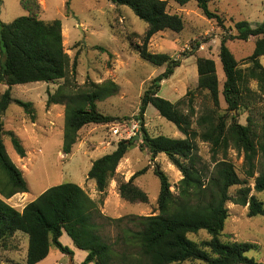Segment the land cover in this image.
<instances>
[{
  "label": "trees",
  "instance_id": "trees-1",
  "mask_svg": "<svg viewBox=\"0 0 264 264\" xmlns=\"http://www.w3.org/2000/svg\"><path fill=\"white\" fill-rule=\"evenodd\" d=\"M112 4L130 8L147 24L141 44L135 50L144 60L157 67L166 66L145 91L137 120L140 123L141 151H147L152 160L165 154L179 170L182 179L172 191L168 174L156 165L154 174L160 180L158 213L150 216H126L119 219L106 217L101 211L104 200H94L88 192L75 183H63L49 188L22 211L6 200L17 194L29 192L23 172L10 158L4 136L8 135L16 153L27 156L26 149L13 131H5L0 116V251L11 249L10 240L17 233L28 236L29 244L25 264H40L53 247L69 256L73 251L60 242L65 232L78 249L88 253L82 264H185L199 261L204 264H264L247 253L256 248L248 242H223L222 236L229 218V202L248 207V216H264V203L255 195L264 193V21L253 25L247 20L236 22V34L224 35L220 48L225 74L223 96L231 111L229 117L220 109V85L216 63L210 58H198V91L206 92L211 105L197 116L195 96L185 97L176 103L159 95L161 84L173 76L181 61L168 54L152 53L151 39L158 33H181L185 22L181 15L169 11L168 0H109ZM180 6L196 1L198 8L209 20H215L225 29V19L210 4L215 0H173ZM28 13L10 23L0 20V84L7 89L0 96V115L12 104L24 109L34 123L36 112L33 103L14 99L12 87L16 85L65 80L55 93L48 92L47 107L65 105L63 154L72 153L79 132L89 124H108L115 117L100 112L98 102L116 95L119 85L112 80L91 83L88 88L71 90L68 81L70 68L76 69L65 50L62 21L40 19L42 4L39 0H20ZM2 0H0V7ZM256 38L255 49L247 58L248 67H240L229 40L249 41ZM257 83V90L251 88ZM190 95V94H188ZM187 95V96H188ZM149 106L173 123L185 138L165 135L151 136L145 127V114ZM241 111L248 112L247 124L238 120ZM197 116L198 130L193 129ZM197 139L210 145L211 160L205 162L200 155ZM135 145L132 139L118 142L116 149L95 160L88 178L96 182L97 191L104 195L118 168ZM236 151L244 158L246 179L238 174L229 159ZM147 168L135 173L128 181H118L121 199L131 204H148L149 195L136 179ZM249 181H253L254 187ZM240 186L236 195L233 187ZM100 220L116 223L127 221L136 229L123 227L121 236L112 244L101 234ZM206 231L210 239L199 243L189 235Z\"/></svg>",
  "mask_w": 264,
  "mask_h": 264
},
{
  "label": "rangeland",
  "instance_id": "rangeland-1",
  "mask_svg": "<svg viewBox=\"0 0 264 264\" xmlns=\"http://www.w3.org/2000/svg\"><path fill=\"white\" fill-rule=\"evenodd\" d=\"M42 4L40 19L46 22L61 20L63 25V43L72 63L76 61V69L72 67L68 75L71 90L86 89L91 83H104L112 80L119 85L116 95L98 102L101 113L115 117L117 120L108 124H89L79 132V138L72 153L63 154L62 145L65 126V105L47 107L48 92L55 93L65 80L54 83L37 82L12 87L14 99L33 103L36 121L33 123L24 109L12 104L1 116L5 131H13L21 139L27 156L21 158L13 148L11 138L4 136L7 152L12 161L23 172L27 180L29 192L17 194L6 200L19 211L36 200L51 187L63 183H75L83 187L96 201L101 198L102 213L109 218L119 219L126 216H150L158 213V198L160 180L154 174V168L159 165L164 170L176 192V185L182 179L179 170L169 161L165 154L154 160L147 151L140 150L142 138L134 141L135 145L122 160L115 178L104 195L97 191L96 182L88 178L92 163L106 154L113 152L119 141L133 139L132 126L138 123L141 99L151 82L165 72L166 66L157 67L144 60L135 50L147 30V24L139 19L133 11L126 7H118L109 0H39ZM169 11L183 17L185 28L181 33L164 31L156 34L150 41L149 50L152 53L168 54L181 61L169 79L162 82L159 95L173 103L195 96L197 116L211 105L206 92L198 91V58H210L216 63L220 85V109L229 117L235 114L231 111L223 96L225 74L219 57L221 42L224 35L236 34L232 28L236 22L247 20L253 25L264 21V0H215L210 4L212 11H218L225 19V29L215 20L207 19L198 8L196 1L180 6L173 0H168ZM20 0H2L0 20L10 23L17 18L27 16ZM256 38L249 41L229 40L228 47L240 62V67H248L247 58L255 49ZM2 55L0 52V64ZM264 66V57L261 58ZM257 90V83L251 84ZM7 89L0 84V96ZM190 94V95H188ZM188 95V96H187ZM264 107V99L258 104ZM193 119V129L198 130L196 119ZM145 127L151 136L165 135L171 138H185L177 127L162 118L158 111L149 106L145 114ZM248 112L241 111L238 120L247 124ZM141 136V135H140ZM200 155L205 162L211 160L210 145L197 139ZM229 159L235 165L240 177L245 180L244 158L236 151L229 152ZM147 168L148 171L136 179V183L149 195L148 204H131L121 199L118 191V181L125 177L131 178L138 171ZM124 173L125 176L122 175ZM126 181V180H125ZM252 188L253 181H249ZM116 186H114V185ZM240 186L233 187L231 194L236 195ZM255 195L264 203V193ZM229 218L223 232V242H248L256 244V248L247 256L264 263V216L249 217L248 207H242L229 202ZM101 234L114 244L121 236L123 227L136 229L127 221L118 226L107 220H100ZM10 240L11 249L0 251V264H21L26 256L29 244L28 236ZM189 238L197 243L209 240L206 231L191 234ZM70 238L63 234L62 244L67 245ZM57 250V248L54 247ZM58 251V250H57ZM80 251V250H77ZM85 253L84 251H80ZM55 253V251L53 252ZM54 255V254H53ZM14 257V258H12ZM54 256H51L52 259ZM14 261L11 263V260ZM71 259L65 258L61 264H70ZM185 264H204L199 261Z\"/></svg>",
  "mask_w": 264,
  "mask_h": 264
},
{
  "label": "crops",
  "instance_id": "crops-1",
  "mask_svg": "<svg viewBox=\"0 0 264 264\" xmlns=\"http://www.w3.org/2000/svg\"><path fill=\"white\" fill-rule=\"evenodd\" d=\"M118 173H120V171H118ZM122 175L125 176L124 173H122ZM125 180L128 181L129 178L125 177ZM114 186H116V185H114ZM63 234H66V233L64 232ZM20 237H22V236L19 233H17L15 235L14 239L20 238ZM65 246H67L68 248H70L73 251V256H69L67 254H64L61 251H59L58 249H57L58 250L57 251L53 247L51 249L50 254L48 255V257L45 260H43L40 264H61V261H63L65 258H70V259L72 258L73 264H82L84 262V260L86 259L88 253L86 251H84V250L78 249L75 246V244H74V242L72 241L71 238H70L69 243L67 245H65ZM77 250L84 251L85 253H81L80 251H77ZM54 251H55V253H53ZM26 255H27V251H26ZM51 256H54V257L52 259H50ZM12 258H14V257H12ZM25 261H26V256L23 258L21 264H25ZM12 262H14V261L11 260V263ZM90 264H95V263H90Z\"/></svg>",
  "mask_w": 264,
  "mask_h": 264
},
{
  "label": "built area",
  "instance_id": "built-area-1",
  "mask_svg": "<svg viewBox=\"0 0 264 264\" xmlns=\"http://www.w3.org/2000/svg\"><path fill=\"white\" fill-rule=\"evenodd\" d=\"M137 135H140V123L139 122L133 124V126H132V136L136 137ZM130 139H131V137H130Z\"/></svg>",
  "mask_w": 264,
  "mask_h": 264
},
{
  "label": "water",
  "instance_id": "water-1",
  "mask_svg": "<svg viewBox=\"0 0 264 264\" xmlns=\"http://www.w3.org/2000/svg\"><path fill=\"white\" fill-rule=\"evenodd\" d=\"M140 137H141L140 135H137L136 137H134V138L132 139V141L134 142V141H136V140H139ZM71 264H73L72 258H71Z\"/></svg>",
  "mask_w": 264,
  "mask_h": 264
}]
</instances>
